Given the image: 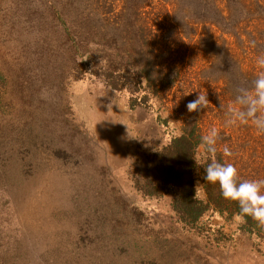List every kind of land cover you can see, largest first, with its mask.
<instances>
[{"label":"rangeland","instance_id":"374dc122","mask_svg":"<svg viewBox=\"0 0 264 264\" xmlns=\"http://www.w3.org/2000/svg\"><path fill=\"white\" fill-rule=\"evenodd\" d=\"M128 1L0 0V264H264V238L246 232L241 216L210 209L186 224L172 206L177 189L151 195L141 188L158 184L146 177L147 157L190 118L205 135L219 130L217 142L238 170L264 164V145L245 140H264L251 121L225 125L228 109L238 107L236 89L254 81L239 86V76L225 73L233 42H216L213 55L196 42H171L188 72L160 112H168L166 122L159 105L133 110L129 95L103 78L76 77L79 41L118 36L122 22L111 19L126 14ZM180 1L169 11L178 27L196 10L183 28L194 36V22L214 0ZM163 4L157 11L170 24ZM242 10L234 11L241 25L262 28L263 7ZM199 93L208 107L188 112ZM198 192L205 198L201 183Z\"/></svg>","mask_w":264,"mask_h":264},{"label":"trees","instance_id":"16d2710c","mask_svg":"<svg viewBox=\"0 0 264 264\" xmlns=\"http://www.w3.org/2000/svg\"><path fill=\"white\" fill-rule=\"evenodd\" d=\"M160 1L164 3L161 9L168 11L167 17L172 20L170 24L164 23V16L157 11L156 2ZM217 1H222L223 6ZM126 5L129 7L126 14L123 15L124 8L120 12L115 11L116 19H111L118 24L122 22L118 36H88L79 41L75 74L77 78H84L88 74L103 78L111 88L129 95L133 110L159 105L164 111L158 108V118L161 120L162 117L164 122L168 120V112L166 117L161 116V113L169 106L172 89L188 72L185 60L175 56L180 51L171 42H176V39L196 42L198 51L209 55H213L212 49L218 46L216 42H243L239 46L232 43L223 56L224 62L228 66L232 65L225 69V73L228 77L239 76V86L255 80L256 72L259 74L261 71L257 64V54L260 53L259 49H264V18H261L262 28H252V25L244 27L234 11L241 7V13L248 9L252 15L251 9L257 5L264 9V0H214L211 6L204 5V16L194 22V25L199 26L194 32V36H198L196 40L193 34L191 37L183 34V28L192 25L195 15L198 16L196 10L178 27L177 20L171 16L170 7H180V0H129ZM186 11L185 7L181 9L182 13ZM213 28L221 31V34L212 32ZM244 87L250 89L252 86L245 84ZM182 129L168 145L147 157L146 177H155L158 184L150 179L141 188L151 195L177 189L179 193L172 206L186 224H196L210 209L241 216L239 205L224 199L218 184L204 179V167L211 162L210 155L219 163H231L226 160L224 147L217 142L214 155L205 150L201 142L205 134L197 118L188 119ZM256 138L257 135L245 136L247 142L263 146V138ZM253 179H264V164L255 169L238 170V182ZM198 183L202 184L205 198L199 195ZM242 218V227L246 232L264 238V226H260L251 217Z\"/></svg>","mask_w":264,"mask_h":264},{"label":"clouds","instance_id":"9594fccd","mask_svg":"<svg viewBox=\"0 0 264 264\" xmlns=\"http://www.w3.org/2000/svg\"><path fill=\"white\" fill-rule=\"evenodd\" d=\"M261 71L252 82V87L236 89L235 105L227 112L226 126L251 125L257 134L264 135V56L257 59ZM207 94L199 93L196 99L186 105L188 112H199L208 107ZM220 132L212 128L201 137V142L209 154H215ZM224 153L231 155L225 147ZM210 161L204 167L205 181L218 184L224 199L234 201L239 205L242 217H251L260 226H264V179L241 180L238 182V169L232 163H219L209 157Z\"/></svg>","mask_w":264,"mask_h":264}]
</instances>
